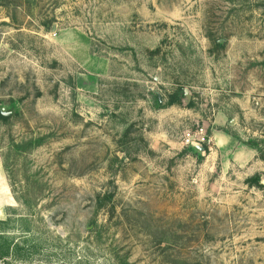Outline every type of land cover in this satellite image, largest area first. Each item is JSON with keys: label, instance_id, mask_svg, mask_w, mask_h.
I'll return each mask as SVG.
<instances>
[{"label": "rangeland", "instance_id": "374dc122", "mask_svg": "<svg viewBox=\"0 0 264 264\" xmlns=\"http://www.w3.org/2000/svg\"><path fill=\"white\" fill-rule=\"evenodd\" d=\"M1 111L0 264H264V0H0Z\"/></svg>", "mask_w": 264, "mask_h": 264}, {"label": "trees", "instance_id": "16d2710c", "mask_svg": "<svg viewBox=\"0 0 264 264\" xmlns=\"http://www.w3.org/2000/svg\"><path fill=\"white\" fill-rule=\"evenodd\" d=\"M180 100L176 96H172L170 99V103H179ZM0 118L5 119L6 116L0 112ZM207 149V147H205ZM261 157L264 159V152L261 150ZM251 185L253 186H262L261 178H250L249 181ZM7 220H1L0 219V229L5 228V224L7 223ZM25 251L24 246H22L18 242H14L10 240L5 234L0 233V260L5 259L6 257L14 255L18 258H23L25 254H22Z\"/></svg>", "mask_w": 264, "mask_h": 264}, {"label": "water", "instance_id": "95a60500", "mask_svg": "<svg viewBox=\"0 0 264 264\" xmlns=\"http://www.w3.org/2000/svg\"><path fill=\"white\" fill-rule=\"evenodd\" d=\"M3 115H8L10 114V112H4V111H1Z\"/></svg>", "mask_w": 264, "mask_h": 264}]
</instances>
